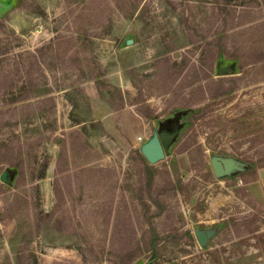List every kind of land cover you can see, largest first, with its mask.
<instances>
[{
    "label": "rangeland",
    "instance_id": "rangeland-1",
    "mask_svg": "<svg viewBox=\"0 0 264 264\" xmlns=\"http://www.w3.org/2000/svg\"><path fill=\"white\" fill-rule=\"evenodd\" d=\"M262 167L264 0H0V264H264Z\"/></svg>",
    "mask_w": 264,
    "mask_h": 264
},
{
    "label": "water",
    "instance_id": "water-1",
    "mask_svg": "<svg viewBox=\"0 0 264 264\" xmlns=\"http://www.w3.org/2000/svg\"><path fill=\"white\" fill-rule=\"evenodd\" d=\"M165 147H166V141L162 138H159L157 134H153L152 137L147 142L143 143L140 146V153L149 164H155L164 158ZM210 164L212 171L215 175L224 172L228 167L227 162L219 161L216 159H212ZM0 181L6 182L5 171L1 173ZM196 237L199 242H202L206 238V234L198 232Z\"/></svg>",
    "mask_w": 264,
    "mask_h": 264
},
{
    "label": "crops",
    "instance_id": "crops-1",
    "mask_svg": "<svg viewBox=\"0 0 264 264\" xmlns=\"http://www.w3.org/2000/svg\"><path fill=\"white\" fill-rule=\"evenodd\" d=\"M253 185L264 186V167L256 170V179L252 181ZM261 194H263L262 191Z\"/></svg>",
    "mask_w": 264,
    "mask_h": 264
}]
</instances>
